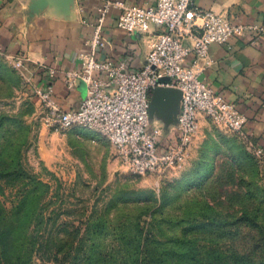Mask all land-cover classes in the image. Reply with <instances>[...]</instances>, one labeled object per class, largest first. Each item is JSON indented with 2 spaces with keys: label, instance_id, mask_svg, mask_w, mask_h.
Here are the masks:
<instances>
[{
  "label": "rangeland",
  "instance_id": "374dc122",
  "mask_svg": "<svg viewBox=\"0 0 264 264\" xmlns=\"http://www.w3.org/2000/svg\"><path fill=\"white\" fill-rule=\"evenodd\" d=\"M44 114L0 51V116L22 122L0 129V153L17 151L25 169L49 185L40 199L45 216L62 211L51 216V233L37 236L27 264H73L92 242L115 263L156 252L164 264H186L178 256L187 250L202 264L213 255L264 258V161L250 136L202 119L184 161L137 175L105 137L83 126L42 138L41 154ZM160 116L153 108L150 122ZM16 194L5 188L0 204L10 209Z\"/></svg>",
  "mask_w": 264,
  "mask_h": 264
},
{
  "label": "built area",
  "instance_id": "2783aa9c",
  "mask_svg": "<svg viewBox=\"0 0 264 264\" xmlns=\"http://www.w3.org/2000/svg\"><path fill=\"white\" fill-rule=\"evenodd\" d=\"M118 9L117 26L128 32L151 34L145 63L130 69L124 60L96 57L104 47L102 26L105 14ZM92 34L87 51L77 55L79 68L65 73L66 88H78L82 98L76 109L64 110L53 99L50 84L32 85L29 61L13 56L12 64L44 110V123L53 130L83 126L100 133L115 150L126 169L144 175L173 168L184 161L196 135L200 119H208L227 130L247 136L246 117L234 103L216 92L203 78L212 65V44L227 45L234 37L251 33V43L264 37V25L233 23L197 0H156L137 6L123 0H105L96 8L90 23ZM51 75L54 74L50 70ZM166 79V80H165ZM156 87L179 89L177 121L164 130L149 120V101ZM255 153L263 158L264 151Z\"/></svg>",
  "mask_w": 264,
  "mask_h": 264
},
{
  "label": "crops",
  "instance_id": "0c3cea01",
  "mask_svg": "<svg viewBox=\"0 0 264 264\" xmlns=\"http://www.w3.org/2000/svg\"><path fill=\"white\" fill-rule=\"evenodd\" d=\"M104 1L0 0V51L9 57L27 58L33 73L32 85L50 84L54 101L64 110L76 109L82 98L78 88H66L65 73L79 68L77 55L87 51L86 41L93 31L90 23L96 18V8ZM123 1L137 6L156 2ZM197 4L233 23L264 25V0H197ZM118 12L112 8L105 14L102 26L105 45L97 50L96 57L124 60L130 69H140L145 63L151 34L120 29L116 22ZM229 45L230 48L220 44L209 47L213 63L203 78L246 117L244 131L264 151V37L253 44L248 33L230 39ZM32 85H27L30 91ZM37 105L40 107L38 102ZM153 123L164 126V119L160 116ZM43 127L48 131L39 133L38 148L41 154H46L41 150L43 139L51 135L55 140V130L44 122Z\"/></svg>",
  "mask_w": 264,
  "mask_h": 264
},
{
  "label": "trees",
  "instance_id": "16d2710c",
  "mask_svg": "<svg viewBox=\"0 0 264 264\" xmlns=\"http://www.w3.org/2000/svg\"><path fill=\"white\" fill-rule=\"evenodd\" d=\"M6 122L10 125H22L16 117L0 116V129ZM12 152L8 156L0 153V194L3 195L7 187L17 189V202L10 209L7 210L0 204V264H27L37 236H42L44 230L51 233L49 227L56 224V220L50 224L51 216L58 215L61 209L58 212L53 209L45 216L47 208L40 205V199L48 193L49 185L28 172L18 152ZM203 225L194 228L198 229ZM197 256L187 250L179 254L178 260L188 262L186 264H202ZM73 260V264H164V260H160V255L156 252L127 254L120 257L119 263H115L113 256L94 252L93 242L82 254L73 255ZM203 264H264V258H250L247 253L213 255Z\"/></svg>",
  "mask_w": 264,
  "mask_h": 264
},
{
  "label": "water",
  "instance_id": "95a60500",
  "mask_svg": "<svg viewBox=\"0 0 264 264\" xmlns=\"http://www.w3.org/2000/svg\"><path fill=\"white\" fill-rule=\"evenodd\" d=\"M166 80V79H165ZM181 92L172 87H156L153 89L149 101V120L150 111L155 108L164 119V130L177 121V113Z\"/></svg>",
  "mask_w": 264,
  "mask_h": 264
}]
</instances>
